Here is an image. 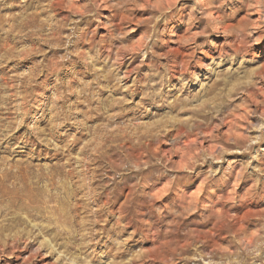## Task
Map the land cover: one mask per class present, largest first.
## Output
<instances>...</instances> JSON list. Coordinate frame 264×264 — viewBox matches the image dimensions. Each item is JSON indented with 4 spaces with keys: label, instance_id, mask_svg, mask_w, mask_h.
Wrapping results in <instances>:
<instances>
[{
    "label": "rangeland",
    "instance_id": "rangeland-1",
    "mask_svg": "<svg viewBox=\"0 0 264 264\" xmlns=\"http://www.w3.org/2000/svg\"><path fill=\"white\" fill-rule=\"evenodd\" d=\"M0 178V264H264V0H0Z\"/></svg>",
    "mask_w": 264,
    "mask_h": 264
},
{
    "label": "bare ground",
    "instance_id": "bare-ground-1",
    "mask_svg": "<svg viewBox=\"0 0 264 264\" xmlns=\"http://www.w3.org/2000/svg\"><path fill=\"white\" fill-rule=\"evenodd\" d=\"M4 176V175H3ZM5 177V176H4ZM8 178V177H7ZM7 178H0V202L1 201H10V202H15L16 203V205L17 204H22L23 203V199L21 198V196L19 197V195H18V197L16 196V194H12V193H10V192H8V190L6 189V187H5V185H4V182H5V179H7ZM8 180V179H7ZM12 180V179H11ZM13 180H15V179H13ZM12 180V181H13ZM16 180H18V179H16ZM11 181V182H12ZM8 182V181H7ZM8 188V187H7ZM32 198V194L30 193V195L28 196V200H32L31 199ZM14 203V204H15ZM5 205V204H4ZM3 205H1V207H2ZM17 207V206H16ZM1 210V209H0Z\"/></svg>",
    "mask_w": 264,
    "mask_h": 264
}]
</instances>
